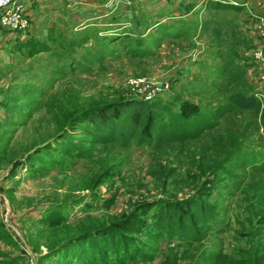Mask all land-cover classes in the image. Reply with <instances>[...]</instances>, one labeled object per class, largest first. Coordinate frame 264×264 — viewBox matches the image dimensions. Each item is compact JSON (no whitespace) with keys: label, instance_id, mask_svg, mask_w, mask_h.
Returning <instances> with one entry per match:
<instances>
[{"label":"rangeland","instance_id":"1","mask_svg":"<svg viewBox=\"0 0 264 264\" xmlns=\"http://www.w3.org/2000/svg\"><path fill=\"white\" fill-rule=\"evenodd\" d=\"M231 1L24 0L32 29L0 53L1 264H264V89L250 65L264 27L247 11L264 15V0ZM157 99L173 103L177 139L106 141L108 113ZM193 196L216 214L203 239L153 250L131 230ZM86 230L99 237L48 253ZM116 233L132 247L105 259Z\"/></svg>","mask_w":264,"mask_h":264},{"label":"trees","instance_id":"2","mask_svg":"<svg viewBox=\"0 0 264 264\" xmlns=\"http://www.w3.org/2000/svg\"><path fill=\"white\" fill-rule=\"evenodd\" d=\"M28 41H26V43H28ZM250 99V101H254V98L252 96ZM235 102L237 103V101ZM168 103L169 105L173 104L170 101ZM169 105L163 104V102L157 99L153 102L132 104L130 106L132 112H130V109L126 111V107H123L117 109L118 112L116 115H113V112L108 113L107 119L101 121V124L104 126L103 133L106 134V141L113 140L118 143L125 144L132 140H136V142L138 143H148L154 149L163 147L166 142H169L172 139H177L176 137L169 136V127L171 126V124L169 125V121L164 118V114L166 113H168L171 117L175 116ZM134 107H137L138 109L134 110ZM179 113L181 114L182 112ZM161 132H163V136H159V138L154 139V136L157 135V133ZM81 136L86 139L89 134L87 132H83ZM208 170L206 169L203 171L207 172ZM209 172L213 173L211 172V170H209ZM176 173L177 172L174 169H171L170 174L168 175L167 173L166 176L167 179H172V182L174 184H177V182H179V180L175 179ZM158 205L159 209L156 211V213L149 214L150 219H154V222L150 226L145 225L144 228L139 226L138 229H131L134 232H141L147 239V241H152V243L154 242L155 246H150V248H153V250L161 240H164V238H177L187 244H191L195 241L203 239L204 235L209 229V225H211L210 221H213L216 218V214L213 213V208L209 205L207 206L205 201L200 199L199 197L196 198L193 196L192 198L177 203L162 201ZM145 213H147L148 215L149 210H145ZM145 213H142V215ZM60 215L61 216L55 217V219L60 220L61 218H63V215L61 213ZM261 218L262 221H264V214H262ZM41 221L46 225H50L52 221V213H48L45 217L43 216ZM198 224L202 226H199ZM120 225V223H117L116 225L112 226V229L114 227V229H121L122 226ZM109 229H111V227L108 228L104 233H99L105 234L107 233V231H109ZM93 230H86L61 240L57 245L50 249L48 253L57 250L56 255H58L61 259H65L66 253H64L62 249L71 247V241H74L82 235L87 234L84 239L85 241H88L93 237H97L98 234H96V236L95 234H91V231ZM134 232L133 235H135V237L138 236L137 234H134ZM125 242L128 241H124V238H121L120 234L117 233L111 239L105 240L104 244L106 245L104 247H107V249L102 252L103 258L107 259L106 257H108V251L110 249L114 250V252L116 253L122 250V252L125 253L124 255H127L126 253L130 251V248L132 246L130 247L129 243L127 244ZM147 245L148 242L145 243L140 241L139 250L141 253H143V248H141V246L147 247ZM104 247H102L101 249L103 250ZM262 249L264 251V246L262 247ZM69 254L70 252L68 253V255ZM141 255V258L143 259L152 260V255L149 257L145 254ZM73 256V259H76L77 257L80 258V256L75 255V253H73ZM262 257L264 259V254L262 255ZM124 258L127 259L128 257L125 256ZM131 261H133L132 258ZM2 262L3 261L0 260V264Z\"/></svg>","mask_w":264,"mask_h":264},{"label":"built area","instance_id":"3","mask_svg":"<svg viewBox=\"0 0 264 264\" xmlns=\"http://www.w3.org/2000/svg\"><path fill=\"white\" fill-rule=\"evenodd\" d=\"M238 0H233L231 3L239 5ZM241 5H246L241 3ZM247 11L251 17V20H259L263 23L264 27V15L252 10L247 6ZM31 12L27 7L24 0H0V26L7 29L10 32L20 33L25 32L29 26ZM255 49H252L250 54V65L254 69L256 76L252 79L254 85L255 82L264 89V28L262 33L254 38ZM255 96H261L262 93H255Z\"/></svg>","mask_w":264,"mask_h":264},{"label":"crops","instance_id":"4","mask_svg":"<svg viewBox=\"0 0 264 264\" xmlns=\"http://www.w3.org/2000/svg\"><path fill=\"white\" fill-rule=\"evenodd\" d=\"M33 2V1H32ZM30 10V12H31V9H29ZM252 10H255L256 11V9H252ZM34 17V15H33V13L31 12V16H30V21H29V26H28V28L25 30V32L24 33H26L27 31H30L31 29H32V25H31V20H32V18ZM12 37H14V35H13V33H11L10 31H8L7 29H5V28H3V27H1L0 26V50H1V52L0 53H2L3 54V51L4 50H8L9 49V46H10V44L9 43H11V41L9 40V39H11ZM21 37V36H20ZM20 39V38H19ZM9 43H8V42ZM17 41H18V38H17V40H16V43H17ZM6 42H7V44H6ZM2 54H0V61H2L3 59H2ZM3 61H5V60H3Z\"/></svg>","mask_w":264,"mask_h":264}]
</instances>
